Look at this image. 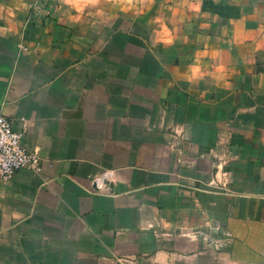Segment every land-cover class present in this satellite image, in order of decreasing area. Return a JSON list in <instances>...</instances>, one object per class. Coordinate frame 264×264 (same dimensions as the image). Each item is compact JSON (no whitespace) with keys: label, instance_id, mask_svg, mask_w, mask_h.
<instances>
[{"label":"crops","instance_id":"crops-1","mask_svg":"<svg viewBox=\"0 0 264 264\" xmlns=\"http://www.w3.org/2000/svg\"><path fill=\"white\" fill-rule=\"evenodd\" d=\"M0 113V264H264V0H0Z\"/></svg>","mask_w":264,"mask_h":264},{"label":"built area","instance_id":"built-area-1","mask_svg":"<svg viewBox=\"0 0 264 264\" xmlns=\"http://www.w3.org/2000/svg\"><path fill=\"white\" fill-rule=\"evenodd\" d=\"M24 169L40 172L41 161L24 147L23 137L14 130L11 119L0 113V178L10 181Z\"/></svg>","mask_w":264,"mask_h":264},{"label":"clouds","instance_id":"clouds-1","mask_svg":"<svg viewBox=\"0 0 264 264\" xmlns=\"http://www.w3.org/2000/svg\"><path fill=\"white\" fill-rule=\"evenodd\" d=\"M77 6L79 7V5H77ZM193 70H194V71H198V68H194Z\"/></svg>","mask_w":264,"mask_h":264}]
</instances>
